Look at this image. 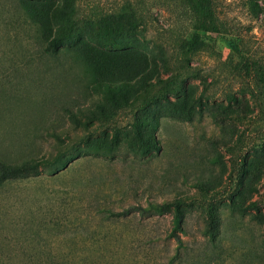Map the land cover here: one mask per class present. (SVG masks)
I'll return each mask as SVG.
<instances>
[{
	"label": "rangeland",
	"instance_id": "1",
	"mask_svg": "<svg viewBox=\"0 0 264 264\" xmlns=\"http://www.w3.org/2000/svg\"><path fill=\"white\" fill-rule=\"evenodd\" d=\"M36 1L22 4L46 27L23 30L0 0V156L62 153L0 182V264H164L175 251V264H264V109L250 95L264 105V87L229 46L255 33L264 55L253 1L218 0L221 34L197 30L180 0ZM55 24L70 38L53 55ZM88 104L96 118H71ZM173 200L182 244L166 234L172 208L143 209Z\"/></svg>",
	"mask_w": 264,
	"mask_h": 264
},
{
	"label": "trees",
	"instance_id": "2",
	"mask_svg": "<svg viewBox=\"0 0 264 264\" xmlns=\"http://www.w3.org/2000/svg\"><path fill=\"white\" fill-rule=\"evenodd\" d=\"M252 1L253 8L255 9L254 16L260 22V20L264 18V0ZM36 2L45 5V0H37ZM180 2L183 10L189 15L197 30L214 34L228 33L232 31L231 25L219 16L218 0H180ZM19 6H21L22 11H25L26 13L23 12V14H21ZM2 11L8 13V15L3 16L2 19L7 17L6 20L8 23L20 22L22 28H24L23 30H26L24 24L35 28L38 27L39 29L46 27L41 19L38 17H32L31 13L26 10L22 4V0H10L7 5L5 4L2 7ZM87 21L88 19L84 18L83 24H87ZM49 29L53 32L51 35L45 37L46 41L49 42V47H46V49L53 55L58 53L61 54L64 51V44L69 42L70 33L68 30L66 31L63 29L59 24H55L49 27ZM23 30L21 31L23 32ZM233 34L235 36L232 39H229V46L232 51L238 52L242 57L239 65L241 75L244 79H251L257 76L259 84L264 87V55L263 53L258 52V49L262 45L260 40L261 37L253 33L251 36L249 35L245 38L244 34L239 31H234ZM37 37H39V34H37ZM94 86L96 89L103 91L110 101L113 100V94L107 84L96 83ZM250 95L253 98L257 113H261L264 109V105L259 101V97H257L254 92L250 91ZM79 111L80 116L72 114L71 118L83 125H87L88 122L96 118L95 111L90 104L81 107ZM60 144L54 143V148L56 150L53 156V161L59 157L60 153H62ZM142 146V148L147 151L151 145L148 141H145L142 143ZM52 158L26 156L20 160L7 161L6 158L0 156V182L21 175H26L29 172L37 170L40 166L50 167L53 164V161L51 162ZM170 208H172L173 212L172 226L166 234L168 238H173L175 241L182 244V240L179 238L177 232L183 230L182 218L184 212L179 207L177 201H165L162 203L150 201L147 206L143 207L144 211L153 210L155 212L171 211ZM205 232L209 233L207 230H205ZM178 253V251H175L171 255H168V259L164 264H175V259L177 258Z\"/></svg>",
	"mask_w": 264,
	"mask_h": 264
}]
</instances>
